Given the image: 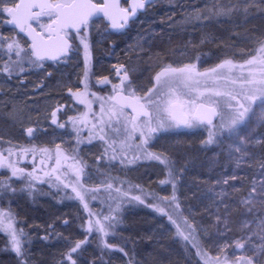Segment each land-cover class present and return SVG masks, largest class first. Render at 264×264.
<instances>
[{
    "label": "rangeland",
    "instance_id": "rangeland-1",
    "mask_svg": "<svg viewBox=\"0 0 264 264\" xmlns=\"http://www.w3.org/2000/svg\"><path fill=\"white\" fill-rule=\"evenodd\" d=\"M5 6L12 4L0 8ZM163 8L169 12L162 13ZM9 19L6 13L0 16V36L5 38L0 47V149L13 155L30 148L18 143L33 141L27 132L32 128L37 156L47 151L46 145L60 146L86 161V187L97 192L100 203L88 194L86 201L95 208L81 210L77 196L52 192L53 186L69 189L74 181L60 185L50 178L34 181L42 193L33 199L21 192L33 186L26 175L0 174V264H71L66 254L80 241L84 243L72 253L76 264H205L203 253L219 255L221 261L227 256L228 264H247L249 259L264 264V105L259 98L244 101L251 107L239 125L230 128L235 108L218 107L221 114L211 125L165 127L147 144L138 134L126 139L122 130L116 131L121 126L116 118L109 121L108 116L113 103L108 97L125 72L124 84L130 82L125 92L143 96L163 67L196 65L202 56L200 61L209 66L210 60L246 53L264 39V0H154L129 30L115 34L122 44L108 61L101 55L106 49L101 41H108L105 46L113 41L110 27L93 20L78 34L82 45H94L93 57L100 60L92 74L78 43L69 58L36 60L27 50L28 38ZM47 22L43 16L41 23ZM12 41L23 49L19 56L15 48L11 54L7 49ZM202 62L199 71L209 70L200 69L205 67ZM102 103L104 123L93 128ZM86 112L87 123L81 124ZM109 123L113 127H107ZM45 160L44 156L42 164ZM63 160L55 165L57 173L69 166ZM250 194L252 200L245 204ZM172 215L196 236V249L183 238ZM97 219L104 232L96 230ZM9 223L22 255H17L10 231L5 230ZM237 241L243 249L236 247Z\"/></svg>",
    "mask_w": 264,
    "mask_h": 264
},
{
    "label": "snow or ice",
    "instance_id": "snow-or-ice-1",
    "mask_svg": "<svg viewBox=\"0 0 264 264\" xmlns=\"http://www.w3.org/2000/svg\"><path fill=\"white\" fill-rule=\"evenodd\" d=\"M7 3H11L12 6L0 8V16L6 13L11 18L8 21L9 24L14 25L20 32L27 33L31 39V55L36 60L42 61L53 51L57 54L67 52L70 48L69 30L74 29L79 33L81 28L87 25L89 18L96 13L102 12L109 19H112L114 28L123 27V24L116 23L113 18L111 10L116 5L109 3V0H103L102 3H94L93 0H18V2L17 0H0V5ZM143 6V2L138 5L141 8ZM42 16L48 17L47 24L41 23ZM33 22L40 29L39 31H37V27H33ZM4 42L5 38L0 36V47L3 46ZM14 48L17 56L23 51L15 41L7 44L10 54ZM85 48H87L86 44ZM51 58L55 59L56 57L51 56ZM126 80H128L127 72L124 73L121 85H113L116 95L108 97V100L113 102L111 108L108 109L109 121L113 117L116 118L117 124L121 125L116 128V131L122 130L126 139L137 138L138 134L141 143L147 144L153 133L165 127H172L173 125L194 127L204 123L211 125L212 118L221 114L217 111L218 107L235 108L236 114L232 116L231 128L239 125L245 113L250 110L251 105L245 107L244 101H253L259 98L261 105H264V42L260 43L254 55L239 64L225 60L204 72L199 71L195 64H184L181 67L171 65L163 67L154 76L153 87L149 88L143 96H138L135 92L123 95L122 93L130 87V82L127 85L124 84ZM103 83H108L107 78H104ZM77 98L79 99V97ZM80 103H84V101L80 100ZM125 109H131V111L125 112ZM100 112L101 116L97 118V123L93 124V128L104 123L105 108L103 103L100 105ZM87 116V112L81 114V124L87 123ZM52 117V122L56 123L55 111L52 113ZM93 117L96 118L95 113H93ZM73 122L75 123V121ZM107 127H113V125L109 123ZM99 131L104 132V127H100ZM27 132L31 136L33 129L28 128ZM99 139L104 140V135H101ZM209 142H211V134ZM11 154L9 151V155ZM153 158L165 163L160 156ZM4 159L6 158L0 153V165ZM58 163L59 160H57ZM9 167H12L14 176L18 171L23 172V169L14 168L11 163H9ZM57 179L60 178L57 177ZM65 186L67 187V185ZM72 191L76 193L81 202L84 201V195L75 187ZM135 199L140 200V197L137 196ZM251 200L250 194L249 200L244 203L248 204ZM140 202L143 203L142 200ZM84 207L87 209L88 204L84 203ZM159 211H163V209H159ZM104 219L108 220L109 217H104ZM0 226H2V222H0ZM92 226L93 223L89 220V231H91ZM95 226L98 232L105 231V226L99 219L95 221ZM108 227H113V225L109 224ZM5 230L10 231L12 245L17 255H22L20 241L17 239L15 231L12 230L11 223L7 225ZM261 230L264 231V222H262ZM261 238L264 239V237ZM82 243L84 241L77 242L66 254V258L71 261V264H76V261L72 259V253H75ZM236 247L243 249L244 244L237 241ZM202 255L205 258V264H213V262L214 264H228L227 256L221 261L219 255L215 258L208 257L207 253ZM236 264H243V262L237 260ZM247 264H252L251 259L247 261Z\"/></svg>",
    "mask_w": 264,
    "mask_h": 264
},
{
    "label": "flooded vegetation",
    "instance_id": "flooded-vegetation-1",
    "mask_svg": "<svg viewBox=\"0 0 264 264\" xmlns=\"http://www.w3.org/2000/svg\"><path fill=\"white\" fill-rule=\"evenodd\" d=\"M95 1L98 3L103 2V0H95ZM153 1L154 0H150L147 3V6L144 10L138 11V14L135 17L131 16L128 21L123 22V27H121L120 29H117V30L113 29L111 23L103 15L93 17L88 21L87 25L90 24L91 21L97 20V21H103L105 25L110 27V29L107 31L111 35L113 41L109 42L110 43L109 46L108 45L105 46V44L108 41H104V42H103V40L101 41V44L104 45V47H106V49L104 48L102 51V54L101 53L100 54L106 58V61H108V59H111V60L114 59V56H112L113 51L117 50L118 47L122 44V42L119 39L118 40L115 39V37H116L115 34L121 33L123 31L125 32V28L130 27L131 24L133 23V21L136 20L137 18H139V16L148 9V7L152 4ZM17 2H18V0H17ZM129 2H130V0H122V5L124 7H129ZM33 25L35 27H37L35 25V22H33ZM86 26H84L82 28V30H80V32L83 31V29ZM37 29L40 30L38 27H37ZM127 30H129V28ZM17 31H19V30L17 29ZM20 33H22L23 35H25L26 38H28L26 36L25 32H20ZM79 33L77 31H74V30H69L68 38L71 40L72 45H71L70 52L68 55H66V56H64L58 60H55V61H51L48 59H43V61L58 62V61L63 60L65 58H69L70 56H72L73 50L75 49L76 45L79 44V46H78L79 47V53L83 56V58L87 57L86 63L89 64L88 69H90V74H92L94 69H95L96 63L99 59L98 58L96 59V57H93V54H95V52H96L94 45L87 46V48H89V50H87V48H85V45H82L83 43H80V40L78 39ZM28 41L30 43L29 45H31V41L29 40V38H28ZM114 48H116V49H114ZM27 50H29V52H31V47L30 48L27 47ZM90 55H91V57L89 58ZM113 64H112V67L115 68V64L114 65ZM87 73H89V72H87ZM84 84H86L85 81H84ZM78 101H80V100H78ZM31 138L33 139V141L27 142L26 144H22V142L18 143L19 145L21 144V145H29L30 146V148H26V147L23 148L22 147L23 152L21 151L19 153V151H18V152L13 153V155L12 154L9 155V152H7L6 150L3 151L1 149L6 154L7 160H6V163L2 167V171L0 174H2V173L8 174L7 171L8 172L12 171V167H9V163H11V165L16 169H23L22 174L26 175V177H28L30 179V182L33 186H32V189L28 190L26 188V190H21V192H23L26 196L33 197V199H34V181H40V180L43 181L46 179L47 180L52 179V182L56 181L60 185H63V183H65V181L66 182L74 181L72 187H71V183L69 184V186H68V187H70L69 189L68 188L66 189L62 186L61 187L53 186L54 188L52 189V192L53 193L57 192L58 194H60L61 197H65V195H67V197H73V195L76 196V193L72 191L73 187H75L77 189V191L81 192V194L84 195V197H85V193H86V183H85L86 164H85V161L82 160L80 157H76L72 153L65 151V149L63 147H60V146L53 147V146H47L46 145V147L45 146L44 147L47 148L46 149L47 151L44 154H42L41 156H37V153L34 152V134H32ZM58 147L60 148L59 152H57ZM37 148L41 149L42 147L36 146L35 149H37ZM42 149H44V148H42ZM44 156L46 157V160H45V163L42 164V160L44 159ZM35 159L38 161H37V164L35 165V169H34ZM62 159L65 160L64 165H69L68 167H71V168L64 167V168H62L63 173H60L61 171L59 173H57L55 170V165L57 163V160H59V163H60L62 161ZM76 171H78V173ZM65 172H69V173H67L66 176H64L63 174ZM29 173H31V175H28ZM57 177H59L60 179L59 180L55 179ZM76 178H78V185H77V183H75ZM49 183H50V181H48V184ZM52 192H50V194L48 192V195L50 196L52 194ZM39 193H42V191ZM81 203H79L80 204L79 208L81 210H83V209H85V207H84L85 201H83Z\"/></svg>",
    "mask_w": 264,
    "mask_h": 264
},
{
    "label": "water",
    "instance_id": "water-1",
    "mask_svg": "<svg viewBox=\"0 0 264 264\" xmlns=\"http://www.w3.org/2000/svg\"><path fill=\"white\" fill-rule=\"evenodd\" d=\"M149 1H150V0H130V2H129V7H124V6L122 5V0H109V3L116 5V7L113 8V9L111 10V11H112L113 18L115 19L116 23H118V24H123V22L128 21L129 18H130L131 16H132V17H135V16L138 14V11H142V10H144V9L146 8V6H147V3H148ZM93 2H94V3H98V2H96L95 0H93ZM141 2H143V4H144V6H143L142 8H141V7H138V5H139ZM134 8H135V11L133 12V9H134ZM101 15L105 16L102 12H101V13H96V14H94L92 17H90L89 20H90L91 18H93V17L101 16ZM105 17H106V19L111 23V25H113V20H112V19H109V17H107V16H105ZM10 19H11V18H10ZM10 19H9V20H10ZM10 25H11L12 27L16 28L14 25H12V24H10ZM33 27H35V26L33 25ZM83 27H84V26H83ZM83 27H82V28H83ZM112 27H113V26H112ZM82 28H81V30H82ZM120 28H121V27H120ZM120 28H114V27H113V29H115V30L120 29ZM16 29H18V28H16ZM18 30H19V29H18ZM71 30H74V29H71ZM19 31H20V30H19ZM37 31H39V30L37 29ZM74 31H76V30H74ZM25 33H26V32H25ZM26 36H27V37L29 38V40L31 41V39H30V37L27 35V33H26ZM68 41H69L70 48H71L72 42H71V40H70L69 38H68ZM70 48H69V50H68L67 52H65V53H63V54H57L55 51H53V52L50 53L49 56H46L44 59H48V60H51V61L58 60V59H60V58H62V57H64V56L68 55L69 52H70ZM51 56H55L56 58L53 59V58H51ZM122 94H123V95H127L128 93L123 92ZM113 95H116V93H114ZM127 110H128L129 112L131 111V109H127ZM217 111H218V113H220L219 108H217ZM219 116H220V115L214 116V117L212 118V123L216 122V121L218 120ZM59 151H60V148L58 147V148H57V152H59ZM0 153H2L3 156L6 158V159H4L2 165H0V173H1V171H2V167H3V165L6 163L7 156H6V154H5L1 149H0Z\"/></svg>",
    "mask_w": 264,
    "mask_h": 264
},
{
    "label": "trees",
    "instance_id": "trees-1",
    "mask_svg": "<svg viewBox=\"0 0 264 264\" xmlns=\"http://www.w3.org/2000/svg\"><path fill=\"white\" fill-rule=\"evenodd\" d=\"M170 8V7H169ZM161 12L163 13H168L169 12V10H167V9H164L163 8V10H161ZM159 13H160V11H159ZM261 42H264V39H261V40H258L257 42H256V44L254 45V46H252V47H249V50H247V52L246 53H244V54H242V55H239V57L238 58H234L232 55H230V56H228V57H223L222 59L221 58H219V59H217L216 61H214V60H210L209 61V66H206L205 65V63H207V62H202V61H200L201 60V58L203 57H201L200 59H198L197 60V62H196V67H197V69L199 68V66L198 65H200V62H202V66H205V67H200V69L201 68H206V69H204V70H207V69H211V68H214V67H216V65H218V64H220V63H222L223 61H225V60H231V61H233L234 63H237V64H239V63H243L244 61H246L247 59H249L250 58V56L251 55H254L255 54V50L260 46V43ZM28 47L30 48V45H28ZM210 67V68H209ZM199 70V69H198ZM203 71V70H202ZM35 152V151H34ZM85 161V160H84ZM85 164H86V161H85ZM87 185V184H86ZM41 192V190H39L38 188H34V197L36 198V195L37 194H39V192ZM88 194L90 195V194H92V196H95L96 197V199H94L95 200V202L94 203H100L99 202V200H97V192H93V191H91V190H89L88 189V186L86 187V193H85V203H87V201H86V198L88 197ZM129 194H131V193H129ZM86 195H87V197H86ZM153 200H154V198H153ZM155 200H157V198H155ZM171 200V201H170ZM88 201H89V199H88ZM170 201V202H169ZM171 202H172V198H170L169 200H168V204H171ZM88 204V208H90V209H94L95 208V206L93 205V203H87ZM152 206V205H151ZM170 206V205H169ZM173 216V215H172ZM89 217H91V215H89ZM172 219H171V221H175L176 222V225L178 226V228H179V230L183 233V238H185V237H187V240H188V242H191V244H192V246H194L195 247V249H196V247H197V245L195 244V239H196V236H192V234H190L189 232H187L186 230H185V228L182 226V224L179 222V220L177 219V218H174V216L173 217H171ZM91 219V218H90ZM112 228V227H111ZM98 237V236H97ZM99 238V237H98ZM0 241H1V239H0ZM185 245H186V243H185ZM103 254L105 255V257L106 258H108V260H109V262L111 263V259H110V257H108L107 255V251H104L103 250ZM131 264V263H130ZM133 264H135V263H133Z\"/></svg>",
    "mask_w": 264,
    "mask_h": 264
}]
</instances>
